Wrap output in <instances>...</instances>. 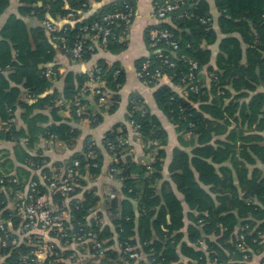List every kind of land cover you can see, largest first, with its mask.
<instances>
[{
	"label": "trees",
	"instance_id": "obj_1",
	"mask_svg": "<svg viewBox=\"0 0 264 264\" xmlns=\"http://www.w3.org/2000/svg\"><path fill=\"white\" fill-rule=\"evenodd\" d=\"M14 1L18 8L11 14L12 0H0V21L4 19L0 26V142L11 145L10 150L0 149V159H4L0 172L9 174L16 168L17 174L4 177L0 173L4 180L0 219H8L7 208L13 199L12 195L11 200L4 198L6 186L16 185L24 192L27 185L35 183L38 195H50L42 176L50 180L56 174L59 181L67 179L74 188L69 194L55 192L52 198L58 205L70 200L78 224L76 232L79 228L92 232L103 245V255L99 256L93 242H83L81 246L89 248L84 264H230V260L240 263L264 249V0H214L220 39L209 3L184 0L170 14L171 25L166 27L178 45L173 65L153 56L135 63L137 72L148 60L146 71L150 75L157 70L170 81L166 85L152 80L146 86L154 89L156 107L178 135V147L172 150L167 168L169 179L164 181L161 173L168 134L138 93L129 95L125 121L105 132L101 148L86 137L81 151L68 159L63 176L47 167L49 158L35 149L41 137L71 149L79 135L69 124L46 125L42 110L55 104L68 106L75 123L86 120L94 128L118 109L125 78L119 65L99 60L95 66L110 102L100 104L99 96L91 97L96 105L92 108L82 90L87 74L60 75L53 65L56 53L70 58L69 53L59 45L54 47L45 29L31 28L30 21L69 19L62 27L71 47L83 37V27L123 10L122 2L129 0H94L101 3L96 8L92 0ZM130 3L135 9V3ZM113 30L114 36L103 49L88 50L90 42H86L83 60L98 50L123 52L128 30L123 26ZM216 43L218 54L211 65L209 47ZM190 62L196 64L195 70ZM48 71L53 74L47 76ZM60 79L63 86L57 92L54 84ZM175 88L184 89V93ZM76 101L86 106L81 116L76 114ZM130 133L144 145L146 153L155 156L148 170L149 165L132 160ZM103 153L111 159L108 175L121 183L123 196L122 200L114 196L106 203L112 234L109 228L97 225V220L91 224L86 220L98 211L99 198L94 189L87 190V182L100 175ZM17 179L21 183H16ZM37 234L26 233L16 247L0 249V255L6 256L5 264H19L21 256L29 255L32 248L27 237ZM128 248L130 252H126ZM54 251L60 254L59 249ZM130 253H137L138 258H130ZM49 260L60 264L55 256L44 264Z\"/></svg>",
	"mask_w": 264,
	"mask_h": 264
},
{
	"label": "crops",
	"instance_id": "obj_2",
	"mask_svg": "<svg viewBox=\"0 0 264 264\" xmlns=\"http://www.w3.org/2000/svg\"><path fill=\"white\" fill-rule=\"evenodd\" d=\"M210 5V13L214 20V28L216 30V34L218 39L222 37L219 33L218 28L216 27V20L218 18V12L214 6V0H205ZM94 4V8H96L101 3H95L96 1L92 0ZM105 2H109L105 0ZM92 4V5H93ZM103 4V3H102ZM154 4V0H136L135 2V18L133 24L128 29L126 42V49L119 54H112L110 52H106V50H98L97 53L92 55L90 58L83 60L82 62H73L68 56L63 54L60 51H57L55 63L57 70L60 75H64L67 72H73L76 75L85 74L91 68H93L99 60H105L109 65H119L124 73L125 83L124 86L120 89V104L118 109L112 115H106L103 121L96 127L91 128L88 121L84 120L79 123H75L73 121V117L70 114L68 106L62 108L61 105L55 104L52 107L46 108L41 111V113L46 117V125L51 124H69L73 126V129L79 131V135L76 138V143L73 148H68L65 144L61 142H53L47 141L44 137H41L36 145V150L41 149L43 151L44 156L49 158V163L46 165L50 167L52 171L58 172V175L63 176L66 173V167L68 163V159L70 157L80 152L82 149V145L86 139V137L90 136L96 145L101 148V140L103 135L107 130L113 127L117 123H123L126 118V106L128 102V97L131 93H138L144 100L145 105L150 109L151 114L155 115L163 128L168 134V143L165 148L166 150V158L164 160V166L162 170V181L169 179V174L167 168L171 162L172 158V150L175 147H178V135L175 132V127L168 122L164 114L156 107L153 100L154 89L147 88L143 86L142 83L138 80L135 71V63L142 58H146L149 54L147 47V37L146 33L149 28L153 25L152 18V6ZM16 8L18 5L16 1L12 0V8L10 13L16 14ZM8 14V12H7ZM4 17V16H3ZM3 18L0 21V26L3 24ZM32 24L31 28L42 27L40 22L30 21ZM171 25V24H170ZM45 31V30H44ZM45 35L49 42L56 47V45L51 41L50 36L45 31ZM217 43L209 47L211 52V60L210 64L214 65V61L218 54ZM164 84L170 85L169 79H164ZM63 80L60 79L54 84V89L57 92L62 90ZM175 91H178V88H175ZM89 104L92 108H95L91 97L88 99ZM40 111H36L38 113ZM19 126H22L21 124ZM129 145L132 148L131 157L135 163L147 166V170L151 168L150 165L155 163L154 154L150 155L144 151V145L141 144L139 140L136 139L134 135L129 134ZM11 149V145L8 143L0 142V149ZM38 148V149H37ZM2 153H0L1 157ZM4 159H0V164H2ZM111 159L107 153H103V165L100 172L93 181L88 180L87 182V190L94 189L99 198L97 203L98 211L91 214L86 218L88 224H91L94 220L96 224L99 225L102 229L109 228L110 233L114 232V227L112 226L111 219L106 215V203L110 200L109 195L111 193L115 194V199L122 200L123 196L121 193V183L112 179L111 176L108 175V170L110 168ZM15 166L17 164L15 163ZM4 169V168H3ZM0 170L2 168L0 167ZM4 171V170H3ZM0 172L4 177L15 176L17 174V169L12 168L10 173L7 174L5 171ZM7 174V175H6ZM16 183H21L19 179H17ZM160 186V185H159ZM21 187H17L16 185H9L3 189V196L6 200H11L9 196L16 197L17 194L26 195L28 193V185L25 187L24 192H20ZM174 188V187H173ZM11 196V197H12ZM52 194L48 196V206L50 209L60 215L62 222L64 225L70 230L69 232H76V224L75 217L73 216V212H71V201L69 203H65L66 200H62L59 205L55 202L56 199L52 198ZM74 207V206H73ZM86 227V226H85ZM100 228V229H101ZM33 234H35L33 232ZM108 239H106L103 243L106 244ZM54 249H59L60 258L63 264H84L83 261L87 259L88 256V247L81 246V244H68L64 245L57 240L53 241ZM111 249L112 246H109ZM71 251V252H69ZM66 252V253H65ZM228 255V254H226ZM87 262V261H86ZM230 264H264V249H260V251L256 253H252L245 261L236 263L234 261H228ZM191 264H195L190 262ZM86 264V263H85ZM183 264H188L187 261H183Z\"/></svg>",
	"mask_w": 264,
	"mask_h": 264
},
{
	"label": "built area",
	"instance_id": "obj_3",
	"mask_svg": "<svg viewBox=\"0 0 264 264\" xmlns=\"http://www.w3.org/2000/svg\"><path fill=\"white\" fill-rule=\"evenodd\" d=\"M130 1L133 3L136 0H129L122 2L123 10L115 12L112 14L104 15L101 20L93 22L90 26L83 27L81 30L83 32V37L77 38L73 45L70 47L67 37L65 36V28L63 22L69 19L59 22H53L48 19L41 21L42 27L48 33L51 41L59 45L61 49L68 52L70 58L73 62H81L83 60V52L86 47V42H90L87 46L88 50H93L95 48H105L107 46L108 40L114 36V27L123 26L125 30H128L133 24L135 18V9L131 6ZM184 0H165L162 4L154 3L152 6V18L153 25L152 29L147 33V47L148 56H153L160 58L165 64L169 66L173 65L171 59L177 57L176 51L178 49L177 43L172 40V35L166 27L170 26V14L178 9L179 5H183ZM73 15H68V18H72ZM165 28V29H164ZM121 42V39H118ZM148 60L143 64V67L136 72L138 80L147 86L155 80L158 83L164 81L168 77L163 75L160 71L153 72L150 75L146 69L149 67ZM191 68L195 70L197 68L195 63H191ZM51 71L47 72V76L52 75ZM87 82L82 87L83 94L95 98L99 96L100 104H108L110 102V95L104 89V81L101 78L100 70L94 66L87 73ZM146 78H149L147 81ZM193 78L192 75L189 76V80ZM190 86V85H189ZM192 91L195 88L192 87ZM182 94L184 89H178ZM74 106H76L77 116H81L86 111V106H84L81 101H76ZM133 123L130 122L132 127ZM135 131V129H133ZM137 139V137H136ZM138 140V139H137ZM77 166V162L74 164ZM54 178L48 179L46 175L42 176V181L47 182V188L50 194L55 192H62L63 194H69L74 188L72 184L67 179L60 180L55 176ZM4 185V180L0 179V186ZM48 196L46 194L38 195L37 186L35 183H30L28 185V193L26 195L17 194L14 197L7 208L8 219H0V231L2 236H0V249L6 247H16L19 245L20 240L26 233L39 234L34 237L28 236L29 239L28 246L32 248L29 255L21 256L19 264H44L48 257L55 256L58 257L59 263L63 264L60 258V254L54 251L53 239L61 242L64 245H68L69 242H74L80 244L83 242L91 241L94 244V249L99 250V256L103 255V245L96 239V234L92 232H83V228H79L77 232H69L70 230L64 225L61 220L60 215L53 212L48 206ZM115 195L110 194V198ZM25 232V233H24ZM242 237H240L241 239ZM126 252H130L128 248ZM130 258H138L137 253H130ZM6 256L0 255V264H5ZM48 264H57L53 260H49Z\"/></svg>",
	"mask_w": 264,
	"mask_h": 264
},
{
	"label": "rangeland",
	"instance_id": "obj_4",
	"mask_svg": "<svg viewBox=\"0 0 264 264\" xmlns=\"http://www.w3.org/2000/svg\"><path fill=\"white\" fill-rule=\"evenodd\" d=\"M54 176L56 177V174H54Z\"/></svg>",
	"mask_w": 264,
	"mask_h": 264
}]
</instances>
